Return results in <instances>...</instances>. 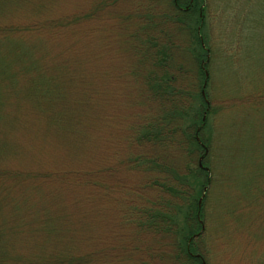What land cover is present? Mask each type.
Instances as JSON below:
<instances>
[{"label":"trees","instance_id":"trees-1","mask_svg":"<svg viewBox=\"0 0 264 264\" xmlns=\"http://www.w3.org/2000/svg\"><path fill=\"white\" fill-rule=\"evenodd\" d=\"M9 5L17 6L19 11L16 14L22 13L25 18L15 20V14L9 17L5 13L8 15L6 19H0V100L4 96L2 88L7 82L5 78L14 75L12 71L16 72L18 68L21 70L25 66L30 67L27 72L31 74L28 80L32 82L31 91L46 92V95L52 92L48 103L59 104L60 99H68L69 95L63 94L56 85L62 81L70 83L72 77L51 78L50 74L57 64L46 56L44 48L48 38L71 37L74 43L70 44L71 47L78 45V22L84 27H94L92 22L97 26L111 23L125 25L110 34L115 36L113 37L118 41L119 47H125V50L118 53L122 60L121 71L119 70L116 79L129 86H125L126 91L136 95L130 107L126 97L119 95L120 107L125 108L122 110L124 117L114 122L115 131L106 139L112 148L110 163L116 169L106 168L98 172L87 166L84 171L78 169V172H73L72 169L59 167L51 171L50 179H46L56 187L52 190V199L44 203L48 206L46 211L44 209L37 213L30 206L31 209L22 207L10 214L0 211V214L6 215L0 217V264H100L88 247L91 241L87 238L93 235L86 236V240L80 242L81 232L78 236L73 232L74 216L78 215L75 212L68 213L70 204L76 211L78 207H83L87 212L84 216L86 230L90 232L94 219L98 220L94 209H91L95 207L96 192L101 193L100 199L104 201L102 197H105L112 207L111 231L116 237L112 241L116 244L117 240L118 243L122 241V249L118 248L122 252L111 255L108 257L110 260L103 259L101 264H210L206 257L209 249L204 238L206 228L202 220L203 217L206 219L204 203L198 204L204 187L210 184V189L213 190L220 185L224 186L244 201L252 199L262 185L264 190V66L256 70L258 79L257 76L246 74L249 87L227 97L228 101L238 100V103L229 104L223 113L221 109L228 101L217 103L216 106L206 91L208 75H205L207 67L203 61H208L206 59L210 49L204 32L205 0H192L190 4L189 0H91L80 7L72 6L71 0H0V11ZM186 5L185 9L179 8ZM127 9L130 10L127 15H121V19L116 17L118 13L115 11ZM255 16H260L259 20H263V9L255 12ZM61 17L73 22L65 27L66 21ZM60 27L64 28L61 33L58 30H61ZM90 29L91 27L87 28ZM104 39L102 37L98 42L99 47L104 44ZM245 44L247 46L244 35L241 46L244 47L242 50L246 59L251 55L259 57V54L255 55V51L247 50ZM262 49L264 57V45ZM97 67L100 68L102 79L108 77L107 71H113L90 60L81 71L86 81L95 77ZM252 68L256 69L255 66ZM4 71L5 78L2 76ZM15 80L16 83L19 82L16 77ZM21 84L8 85L10 92ZM77 88L81 89L83 96L78 95V107L74 105L73 109L80 119H84L82 114L85 110L93 109L88 106L91 104L89 100L92 102L96 95V89L92 83L91 87L86 86L87 89L84 85H78ZM101 90L108 89L102 87ZM233 108L240 110L239 115L244 124L254 128L251 134L245 132V125L240 128V131L246 133L244 138L247 139L242 144L253 146L258 152V156L253 158L252 167H242L243 171L249 168V172L242 179L241 191L232 182V173L226 164L229 158L232 162L230 142L221 128L218 129L213 124L214 119L209 118L212 115L222 124L224 119L231 122L232 117H229L234 114ZM4 116V113H0V119ZM236 120L239 121L240 118L237 117ZM82 121L78 125L84 129L78 132V140L81 138L93 141V131L88 130L85 121ZM4 125L11 127L13 131L17 130L12 123ZM103 125H99L100 134H104L103 128L109 126ZM256 131L259 132L258 138L254 136ZM5 137L16 142L12 135L0 133V143L4 146ZM53 149L55 156L62 154L54 146ZM5 152L7 153L6 150ZM201 156L202 167L199 166ZM84 158L82 156L79 163H84ZM77 162L78 156H75L70 164L77 168ZM122 171L129 178L119 182L116 177ZM26 177L43 178L38 169H0V179L20 180ZM43 180L40 181L47 184ZM59 182L70 187L69 190L72 187L77 191L70 202L69 195L63 198V193L60 192L63 187ZM251 186L253 190L249 193L246 189ZM116 191L126 193V196L112 197V192ZM257 199L255 196L246 209ZM54 201L59 202V205L52 207L50 204ZM258 205L254 211L250 209V213H253L249 224L247 223L248 227L254 229L252 234L256 235L264 233L257 223L258 215L264 212L258 211ZM109 210L106 209L108 220ZM221 210L222 206L218 208V212ZM202 225L205 230L200 232ZM259 240L263 243L260 238ZM153 241V244L150 243ZM83 242L87 243L86 251H82ZM116 244L112 247L113 250L117 247ZM25 247L28 252L48 247V254L30 260L21 253L20 249ZM125 250L132 251L134 255H127ZM245 264H264V259L252 258Z\"/></svg>","mask_w":264,"mask_h":264},{"label":"rangeland","instance_id":"rangeland-1","mask_svg":"<svg viewBox=\"0 0 264 264\" xmlns=\"http://www.w3.org/2000/svg\"><path fill=\"white\" fill-rule=\"evenodd\" d=\"M90 1L91 0H71V4L72 6L77 5L80 7ZM147 1L148 0H142V2ZM205 5L204 32L208 41L207 47L210 49L208 61H203L208 72V85H206V91L210 97H212L216 105L217 103L228 101L229 99L227 97L241 92L245 87H249L245 77L246 74L247 76H257V79L259 78V74L256 70L264 66L262 49L264 45V19L259 20L260 16H255V12H258L259 9H263L264 11V0H205ZM67 9H70V7ZM18 11L17 6L9 5L0 11V19H6L8 15L5 13H8L9 17L15 14V20L24 19L25 16L22 13L20 15L16 14ZM129 11V9L115 11L118 13L116 17L121 19V15L125 16ZM62 14H65V12ZM64 19L66 21L65 27H67V25L69 26L70 22H73L67 18ZM92 23H94V27L88 24H86L88 26L84 27L82 23L78 22V45H73L71 47L70 44L74 43L73 39L68 35L67 37L70 38H48L47 46L44 48V50L47 51L46 56L50 58L54 64H57L50 74L51 78L55 79L60 76L63 78H67L68 76L72 77V80L69 81L70 83H64V81H62L56 85V88H59L63 94L69 95L68 99H60L58 101L59 104L48 103V99L51 97L52 92L46 95V92L38 93L35 90L31 91L32 82H28L31 74L27 72L30 70V67L26 68L25 66V69L21 68V70L18 68L16 72L12 71L14 75L11 74L9 77L7 76V78H5L6 71L2 73V76L7 82L3 84L2 90H4V96L2 100H0V113L5 114V116L0 119V133L12 135V139L16 142H13L9 137H5L6 142L3 141L6 145L4 146L0 143V169H2V167L9 170L18 169L21 171H27L28 169L36 171L38 169V172H40V175L43 177H26L20 180L9 178L0 179V211L5 214H10L12 211L22 207H27V209L33 208V210L38 211L37 213L44 209L46 211L48 206L44 205V203L52 199L51 194H54L52 190L56 188L53 186L52 182L46 181V179L51 178V171L54 169L61 167L72 169L71 171L73 172H78V169L79 171H84L87 166L98 172L106 170V168L116 169L114 164L112 162L110 163L112 159L110 156L112 148L109 140L106 139L109 138V135L112 136L115 131L114 127L116 125L114 122L124 117L122 110L125 108L124 106L120 107L118 102L120 96L123 95L126 97L127 105L130 107L136 95V93L126 91L125 86L128 85H123L116 79L120 73L119 70L121 71L120 62L122 60L118 53L119 51L125 50V47L123 45L119 47L118 41L114 39L115 36L113 35V37L110 34L111 32L113 34V32H116V29L122 28V26L125 25L118 23L117 26V24L114 25L111 23L109 25L101 24L97 26L95 22ZM90 27L91 29L87 30V28ZM62 29L64 28H61V30L58 29L60 33ZM120 31L122 33V30ZM244 35L245 38H247V46L245 44L247 50L255 51V55L259 54V57L251 55L249 59L245 58L246 54L242 50L244 47L241 46ZM102 37L105 38L103 40L104 44L99 47L98 42ZM90 60L102 64L105 66V69L109 68L113 71H107L108 77L102 79L101 74H99L102 66H99L100 68L97 67L95 70V77L86 81L81 71ZM253 66H255L256 69L252 68ZM14 76L19 82L16 83ZM248 79H250V77ZM91 83L96 89V95L92 98V102L89 100L91 104L88 107H92L93 109L90 108L89 111L85 110L82 114L84 119H80V116H78L73 109L74 105L78 107V95L80 94L83 96L81 89L78 90L77 87L78 85L81 87L84 85L85 88L86 86L91 87ZM14 84L21 85L15 87V90L10 92V87H8V85ZM102 87L108 90H101ZM88 92L92 93L89 90ZM239 95L240 93L238 96ZM73 96H75L74 99L72 98ZM71 102L74 104H71ZM233 103L237 104L238 100L225 102V105L221 109L222 112L225 113L227 107H229L228 105ZM103 106L107 108L104 109L105 107ZM232 112L234 114L229 117H232L231 122L230 120L224 119L222 124L218 118L212 117V115H210L209 118L210 120L214 119L213 124L218 129L221 128L225 138L230 142L229 149L232 153V162L229 158L226 164L230 167L232 182H234V185L240 190L243 188L242 179L246 177L247 171L249 172V168L245 170V172L242 170V167H252L253 158L258 156V152L255 150V147H247L242 144V142H247V139L244 138L246 133H253L254 128L251 125L244 124L242 116L239 115L240 110L238 108H233ZM65 113H67V115ZM237 117L240 118L239 121L236 120ZM82 120L85 121L88 130L91 129L93 131V133L91 132V136L94 137L93 141L81 138L78 140V132L84 129L83 126L78 125V123L83 122ZM11 123L17 130L13 131L11 127L4 125ZM103 124L109 125L106 126L107 128H103L105 135L99 133V125L104 126ZM244 125L246 133L240 131V128ZM37 132L39 133L38 135ZM254 136L258 138L259 132L256 131ZM221 142L223 143L222 139ZM53 146L62 154L55 156ZM75 156H78V167H75L76 169L73 164H70ZM82 156L85 157V161L83 160L84 163H82V161L79 163ZM206 162H208V160ZM41 167L46 168L43 169ZM43 171L50 174H46ZM55 177L61 181L60 177L56 175ZM116 178H119V182H124L129 177L125 171H122ZM42 179H44L43 181L47 182V184H43L42 181H40ZM254 179L256 182V177ZM60 185L63 187L60 188V192L63 193V198H65V195H69L70 198L66 197V199L69 198L70 202L71 197L74 196L77 191L72 187L69 190L68 188L70 187H66L61 183ZM262 186L252 197V199H254L255 196H257L258 201L256 200L255 203L247 209L246 207L250 205L251 198L244 201L243 198L236 196L234 191L224 186L220 185L213 190L210 189V184L207 186L206 194L202 198L201 203H204L203 209L206 219L202 216V220L206 228V230L204 228V238L209 249L206 257L210 264H245L252 258L255 259L259 257L264 259V233L257 234V236L256 234H252L254 229L248 227L250 222L249 218L253 213H250V209L254 211L257 204H259L258 211H264V190ZM252 190V186L246 189L249 193H252ZM100 194L101 193L96 192L94 195L95 207L91 209L92 211L94 209L93 212L96 214L95 217H97L98 220L95 221L94 219L95 223L93 222V230L92 228L89 230L91 233L86 230L84 216L87 212L83 207H78V211H76L71 208L70 204L68 213L72 214L75 212V214L78 215V217L74 216V226L76 229L73 228V232L76 236L81 232L80 242L86 240V236L93 235L87 238L91 241V245L88 247L94 252V255H96V262L101 264L103 259L122 252L119 250L122 249L120 246L122 241L118 243L117 240V244L113 242L116 237L111 231L112 221L110 222V217L113 216L112 207L105 197H102L104 201L100 199L102 196H100ZM111 196L121 198L125 197L126 193L123 194L122 192L116 191L115 193L112 192ZM58 197L62 200L60 195ZM58 203L59 202L54 201L50 205L54 207V205H59ZM220 206H222V210L219 213L218 208ZM107 208L110 209L109 220L106 217ZM225 209H227L226 212L224 211ZM5 214H0V217H5ZM260 214L258 215L257 220L259 222L257 223L260 230L264 231V212ZM67 222H70V220L67 219ZM258 237L263 243H260ZM150 243L153 244L154 241ZM115 244L117 247L113 250L112 247H114ZM81 246L82 251L88 249L86 242H83ZM46 249L38 248L36 250L34 248L36 251L30 250L28 252L25 247L20 250L24 256L32 260L34 258H39L45 253L47 255L48 247H46ZM103 250H105V253H103ZM124 252L127 255L133 254L130 250H125ZM108 260H110V258H108Z\"/></svg>","mask_w":264,"mask_h":264},{"label":"bare ground","instance_id":"bare-ground-1","mask_svg":"<svg viewBox=\"0 0 264 264\" xmlns=\"http://www.w3.org/2000/svg\"><path fill=\"white\" fill-rule=\"evenodd\" d=\"M197 139H198V137H197ZM202 158H203V156L200 157V159H199V164H201ZM201 165H202V164H201ZM206 191H207V188H206V190L203 189V192H202V194L200 195V197H199V199H198V204H199V205L201 204V200H202V198L205 196ZM203 230H204V225H202V228H201L200 232H202ZM200 232H199V233H200ZM199 233H198V234H199Z\"/></svg>","mask_w":264,"mask_h":264},{"label":"water","instance_id":"water-1","mask_svg":"<svg viewBox=\"0 0 264 264\" xmlns=\"http://www.w3.org/2000/svg\"><path fill=\"white\" fill-rule=\"evenodd\" d=\"M207 60H208V55H207V59H206V61H207ZM205 75H206V76L208 75L207 72H205ZM207 103H208V102H207ZM204 118H205V115H204V117H203V120H204ZM199 166L202 167L201 164H199ZM207 186H208V185H206V186L204 187V190H206Z\"/></svg>","mask_w":264,"mask_h":264},{"label":"flooded vegetation","instance_id":"flooded-vegetation-1","mask_svg":"<svg viewBox=\"0 0 264 264\" xmlns=\"http://www.w3.org/2000/svg\"><path fill=\"white\" fill-rule=\"evenodd\" d=\"M192 2V0H189V4ZM180 9H185V8H187V5L184 7H179Z\"/></svg>","mask_w":264,"mask_h":264}]
</instances>
